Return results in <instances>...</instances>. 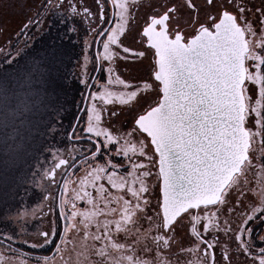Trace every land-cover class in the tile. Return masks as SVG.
Returning a JSON list of instances; mask_svg holds the SVG:
<instances>
[{
  "label": "snow or ice",
  "instance_id": "snow-or-ice-1",
  "mask_svg": "<svg viewBox=\"0 0 264 264\" xmlns=\"http://www.w3.org/2000/svg\"><path fill=\"white\" fill-rule=\"evenodd\" d=\"M93 3L0 0V18L9 7H36L15 42L0 47V160L15 164L38 151L41 127L59 131L38 121L61 77L85 89L87 118L65 131L79 147L48 150V166L33 173V183L42 172L40 183L57 190L43 194L55 208H48L47 230L36 233L42 244L24 238L36 209L18 208L9 218L13 231L0 232V264H71L65 253L73 252L75 264H264V229L252 226L264 225V0ZM53 26L63 29L61 39L87 33L78 73L66 69L60 45L41 42ZM145 59L146 77L123 78L121 62ZM39 211L46 215L43 203ZM49 245L51 257L23 250Z\"/></svg>",
  "mask_w": 264,
  "mask_h": 264
},
{
  "label": "rangeland",
  "instance_id": "rangeland-1",
  "mask_svg": "<svg viewBox=\"0 0 264 264\" xmlns=\"http://www.w3.org/2000/svg\"><path fill=\"white\" fill-rule=\"evenodd\" d=\"M14 12H16V9H13ZM18 12V11H17ZM20 22H21V18L20 16L16 15V14H12V15H7L6 17V29H7V35L8 37L10 35L13 34V32L15 30L18 29V27L20 26ZM7 37V38H8ZM8 40V39H7ZM81 58V57H80ZM122 64L127 65V63L122 62ZM78 69V68H77ZM75 70V72H79V70ZM124 74V73H123ZM124 75H126V79H128L130 82H132V80L130 79V75L129 73H125ZM76 79V78H74ZM77 80V79H76ZM79 84V83H78ZM115 86H120V85H115ZM80 89L76 90V96L77 99L74 103V113L76 111H78V109L81 107L82 105V100H81V95L84 94V88L79 84ZM123 90L122 88L116 91H121ZM55 93H52V97H55ZM113 110H116L115 108ZM128 115H125V120L128 119L127 118ZM104 118L107 120V117L104 115ZM87 118L84 119V122L86 121ZM83 122V121H82ZM84 122L82 123V125L84 124ZM118 123V122H117ZM117 127H119V124H116ZM64 136H65V130H64ZM65 138H63L61 140L63 145H53L52 142L48 145L47 148L44 149V152H40L37 153L36 155V160L34 164H29L30 169L29 172H25L24 175L22 176V171H23V167L25 164H16L15 166H17L18 171H16V173L13 174V179L12 181L14 182H19L25 185V188H23L21 186V184L18 185V187L21 190L19 197V201H17L15 204H13V199L11 200L10 198L6 197L8 194H5L4 190L0 192V232H11L13 231V229L15 228V224L14 222H12L9 218L10 217H14L15 215V210L18 208H29L31 209H36L35 215H30L28 217V228L27 231L29 233V235L27 238L31 241H34L37 244H42V241L39 240L38 238H36V233L38 231H45L47 230V226L49 224V222L53 219V216L51 215H47L48 213V208L49 206L55 208V205H51L50 202H43V194H46L47 190H50L53 192V194L55 195L56 193V189L50 185H48L47 183H40V175L42 174V172H40L39 174L36 175L35 180L36 183H33V173H37L38 169L40 168H45L47 167V163H45L46 160L50 161L51 157L47 156L46 153L48 150L52 149V148H58L61 150H64L65 147H67L69 150H71V148L73 147H79V145H74V144H70L67 139L65 140ZM47 143V141H46ZM53 145V146H52ZM30 151V150H29ZM31 152V151H30ZM261 153V145H260V140L259 137L256 138V140L253 143V154L255 156H259ZM151 154V153H150ZM35 156V155H32ZM28 157V156H27ZM30 157V156H29ZM26 161V159L24 160V162ZM147 163V161H145ZM257 163H259V161H256ZM8 166H10L9 164H5L2 160H0V188H2L3 185H6L7 181H5V179L7 178V176L10 174V172H8ZM152 171H153V176L152 178L149 180L148 186L150 188V196L149 199L151 201V206L155 207L156 203H157V193H158V180H157V176H156V171L157 169L155 167H152ZM253 172L258 173V169H253ZM253 172L249 173V180H251L253 183H255V181L258 178V175H253ZM29 178H28V177ZM21 177V178H20ZM24 178L23 180H20ZM59 177V176H58ZM59 179V178H58ZM34 191L35 193H37L38 195H31V199H28L29 193ZM43 203V211L46 214L44 217H41L40 215V211H39V206ZM83 205V204H82ZM81 205V207H82ZM7 206V209H12L11 212H8L7 214H5V212H2L1 207H5ZM90 206L86 205L85 208H89ZM213 211H215V209H213ZM2 212V213H1ZM221 217L226 219L228 218L225 212H221ZM259 225V227H256V231H260L261 229H264V225H260L259 224V220H255L252 223V226H256ZM224 237H221V243L223 244L224 242ZM80 242V238H77V243ZM69 247H71V243L69 244ZM54 248V245H49L47 248L45 249H40V248H36V249H32L29 248L27 246H23V250L27 253H30L33 257H43V256H49L51 257L52 255V249ZM65 258L66 259H70L71 264H75V253H71L70 255L68 253H65ZM195 257H190V259H194ZM22 259H26V257H22ZM238 259H243V258H238ZM29 264H35V260H32L29 262Z\"/></svg>",
  "mask_w": 264,
  "mask_h": 264
},
{
  "label": "trees",
  "instance_id": "trees-1",
  "mask_svg": "<svg viewBox=\"0 0 264 264\" xmlns=\"http://www.w3.org/2000/svg\"><path fill=\"white\" fill-rule=\"evenodd\" d=\"M42 43H46L49 44L50 41L48 39V35L47 33L43 34V38H42ZM65 60V65H66V69L69 72H73L75 71V64L76 61L78 59H80L79 55L76 54H69L63 57ZM68 64V67H67ZM79 90V84L78 82L74 79L73 76L69 75L67 79L61 77L58 79L57 81V86H56V93H55V97H52L51 94V99L53 101V103L48 105V109H41V113L42 115V119H40L38 121V123L40 125H46L49 123V121H52L54 126L56 128L59 129V131L53 136L52 134H50V132L46 129H44L43 127H41V136L39 137V139L36 141V143L34 144V149L38 148V151L32 150L30 149V151L28 152L26 157V161H17L15 164H11L8 163L10 166H8V172H10V174L7 176V178L5 179V181H7L6 185H3L2 188H0V192L4 190L5 194H8L6 197L10 198L11 200L13 199V204H15L17 201H19V195L21 193L20 188L18 187L19 184H21V186L23 188H25V185L19 182H14L12 181L13 179V174L16 173V171H18L17 166L19 164H25L23 167V171H22V176L24 175L25 172H29V169L31 166H29V164H34L35 160H36V154L40 153V152H44V149L48 147V145L52 142L53 145H63L61 140L63 138H65V140L67 139V141L69 142V138L65 135L64 136V130H68L70 131V125H73L75 123V119H76V115L74 113V103L77 99L76 96V90ZM57 120H62V124H56L55 121ZM84 122V117L83 119H81L80 123ZM64 140V141H65ZM47 141V143H46ZM48 144V145H47ZM40 145H43V148H40ZM52 145V146H53ZM35 155V156H32ZM30 156V157H29ZM16 164H18L17 166H15ZM14 172V173H13ZM28 177V176H27ZM21 178V177H20ZM26 177H23L20 180H23ZM29 178V177H28ZM30 196H28V199L30 200L31 195H38L37 193H35L34 191L28 192ZM8 207H1L2 212L4 210H6ZM1 212V213H2Z\"/></svg>",
  "mask_w": 264,
  "mask_h": 264
},
{
  "label": "flooded vegetation",
  "instance_id": "flooded-vegetation-1",
  "mask_svg": "<svg viewBox=\"0 0 264 264\" xmlns=\"http://www.w3.org/2000/svg\"><path fill=\"white\" fill-rule=\"evenodd\" d=\"M40 2H41V0H33L34 5H38ZM87 4L92 6L93 8L95 7L93 0H87ZM13 9H16V12H14ZM35 11H36L35 6H33L30 11L29 10H21L18 7H9L6 10H4L3 16H2V18H0V27H5L7 15L10 16L12 14H16V15L20 16L21 22H20V26L18 27V29L15 30L13 32V34L10 35L9 37L7 35V32H6L7 30L6 31H0V47H4L5 50H7V43L6 42H7V39H9V38L13 42H15V40H16L15 33L21 30L22 24L24 22H26V17L32 15ZM41 11H43V10L41 9ZM143 16H144V12H140V20L138 21V23L143 22ZM85 27H86V25H85ZM33 31H35V30H33ZM62 32H63L62 28H58L57 26H53L51 28V31H48L47 28H45L44 33H47V35H48V39L50 41L49 44H52L53 42H55L57 45H60V50L63 52L64 56L69 55L70 53L79 55V53H81V50H82L83 39L85 38V36H87V33L84 31H81L79 33V35H72L70 38L64 37L63 39H61V38H59L58 34L62 33ZM26 38L27 37H25V36H21L20 41L22 42ZM89 39H90V37H89ZM101 51H102V49H101ZM94 52H95V48H93L89 52V55L90 56L93 55ZM67 67H68V64H67ZM74 68H75V70L77 69L75 66H74ZM120 69L124 74L125 73L131 74L130 79L132 80V83H137L140 81L141 78H144L149 74V72L151 70V63H150L149 59H145L143 61V63H138V64H128L127 63V65H124L121 62L120 63ZM77 70H79V69H77ZM89 72L92 75H96V73L92 71L91 66L89 67ZM124 74H123V78L126 79V75H124ZM119 89H121V86H114V88H113L114 91L119 90ZM84 95H86V91L84 92ZM83 105H84V103L82 101L81 107L75 113V115H76L75 123H77L78 117H84V119L86 118V115H84L83 111H81ZM104 115L107 117V119H109L107 111H105ZM127 118H129V117H127ZM126 120H125V116L121 117V122L126 121ZM80 121L81 120H79V123H80ZM80 124L82 125V123H80ZM116 124H119V122L118 123L116 122ZM65 158H67V156ZM58 178L59 177H57V179ZM73 179H75V177H73ZM148 182H149V180H148ZM65 195L67 196L68 194L66 193ZM85 206H86V204L82 205V207H85Z\"/></svg>",
  "mask_w": 264,
  "mask_h": 264
},
{
  "label": "water",
  "instance_id": "water-1",
  "mask_svg": "<svg viewBox=\"0 0 264 264\" xmlns=\"http://www.w3.org/2000/svg\"><path fill=\"white\" fill-rule=\"evenodd\" d=\"M84 107H85V104L83 105L82 109H84ZM81 111H82V110H81Z\"/></svg>",
  "mask_w": 264,
  "mask_h": 264
}]
</instances>
